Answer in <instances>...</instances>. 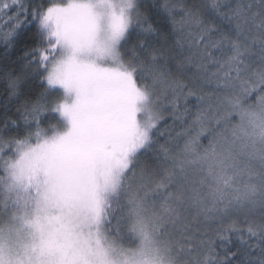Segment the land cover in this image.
Returning a JSON list of instances; mask_svg holds the SVG:
<instances>
[{"label": "snow or ice", "instance_id": "6c2138e0", "mask_svg": "<svg viewBox=\"0 0 264 264\" xmlns=\"http://www.w3.org/2000/svg\"><path fill=\"white\" fill-rule=\"evenodd\" d=\"M158 7L172 33L139 0L0 6L5 49L25 22L36 41L3 73L26 99L0 129V264H264V0Z\"/></svg>", "mask_w": 264, "mask_h": 264}, {"label": "trees", "instance_id": "16d2710c", "mask_svg": "<svg viewBox=\"0 0 264 264\" xmlns=\"http://www.w3.org/2000/svg\"><path fill=\"white\" fill-rule=\"evenodd\" d=\"M11 4L13 0H0V6L3 3ZM20 2L25 4L36 5L41 3V0H20ZM53 2H55L53 0ZM141 5V11L144 12L149 19L153 22L155 27H157L160 31L164 33H172L173 26L172 23L165 12H163L158 5L163 3V0H139ZM172 3H179L180 0H170ZM204 0H186V3H203ZM229 2V0H227ZM240 2V0H239ZM244 3L250 2V0H243ZM238 3V2H237ZM232 4H236L233 0ZM179 11V9H177ZM7 10L0 11V34L4 32H8L11 30V24H9V16L14 17L15 12L7 13ZM21 20H24V17H20ZM180 17L177 16L176 20H179ZM18 23L15 19L12 20V24ZM222 27L229 26L227 25V21L224 22ZM179 28V25H176ZM34 31V22H25L23 27L20 28L19 33L15 38V43L12 47L5 49V45L0 43V129L4 128L5 121L9 122V127L11 128L10 122L13 120L20 121L22 123L21 117L24 113V109L21 105L24 103L26 97L21 95L19 99L16 97H10L7 91L6 85V77L3 73L5 72H12L15 75L20 74V69L24 65V53L35 46L36 41L32 37V33ZM136 39V34L133 32L132 37L130 38V43L134 42ZM175 40V36L172 35L169 37V43L171 44L172 41ZM155 42V41H154ZM31 59V56L28 57ZM35 68V65H33ZM40 79L38 77L32 78L27 85L24 86L25 90L27 91L28 97L32 100H35L36 94L41 90L40 87ZM189 110L196 107L194 102L188 105ZM19 109V111H18ZM167 118V114H166ZM56 120L53 118H46L44 123L41 124V128L46 129L50 124H55ZM162 129L165 127L164 125L161 126ZM182 124L179 122L173 123L172 118H167V131L165 132V137L160 139V143H164V139H167L169 135L171 137L175 136L177 132L181 129ZM34 130V129H33ZM22 130L21 135L24 134ZM174 138V137H173ZM5 139H7V135H5ZM241 229L243 225L239 226ZM212 230L214 231L217 228V225H211ZM209 235L212 236V239L215 241L216 251L223 254L224 250L227 249L229 252H237V249L241 247V239L240 233L230 231L224 233L227 239H220V237L213 235V232H209ZM254 240H248V244L255 243ZM255 253L257 250L252 249Z\"/></svg>", "mask_w": 264, "mask_h": 264}, {"label": "rangeland", "instance_id": "374dc122", "mask_svg": "<svg viewBox=\"0 0 264 264\" xmlns=\"http://www.w3.org/2000/svg\"><path fill=\"white\" fill-rule=\"evenodd\" d=\"M56 3H68L69 0H54ZM233 0H229V3H232ZM236 3L239 2V0H234ZM248 103L249 104H255L256 103V97L255 96H252L249 100H248ZM191 114H195L196 111H197V108L195 107L194 110L191 109L189 110ZM166 115V114H165ZM189 119H191V116L188 117ZM185 126L182 125L181 129L177 132V133H180L183 131V128ZM175 139H179V142L182 144L183 143V140L178 138L177 137V134L175 136H173ZM204 144H207V141H203Z\"/></svg>", "mask_w": 264, "mask_h": 264}]
</instances>
